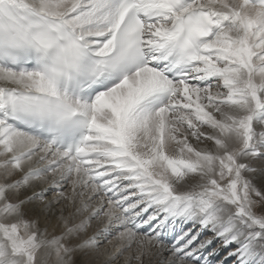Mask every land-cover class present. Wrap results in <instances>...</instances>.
I'll return each instance as SVG.
<instances>
[{"label": "snow or ice", "instance_id": "1", "mask_svg": "<svg viewBox=\"0 0 264 264\" xmlns=\"http://www.w3.org/2000/svg\"><path fill=\"white\" fill-rule=\"evenodd\" d=\"M113 230L264 264V0H0V264H110Z\"/></svg>", "mask_w": 264, "mask_h": 264}, {"label": "bare ground", "instance_id": "2", "mask_svg": "<svg viewBox=\"0 0 264 264\" xmlns=\"http://www.w3.org/2000/svg\"><path fill=\"white\" fill-rule=\"evenodd\" d=\"M193 146L196 147L194 142ZM40 187H45V185H41ZM37 190H39V187L37 188ZM98 224L100 225V227H103L104 221H100ZM115 235V230H113V237L111 238L112 243H105L104 245L107 251L103 259L105 261H110V264H149L150 260L152 261V264H159L160 260L168 258L169 254L165 252L160 257L150 258L142 256L141 259L137 261L135 259V256L137 255L136 246L134 245L132 248H126L125 242L115 239ZM213 246H218V241L214 242ZM223 254L226 255L227 250H222L221 255ZM113 256L115 257V259H112Z\"/></svg>", "mask_w": 264, "mask_h": 264}, {"label": "rangeland", "instance_id": "3", "mask_svg": "<svg viewBox=\"0 0 264 264\" xmlns=\"http://www.w3.org/2000/svg\"><path fill=\"white\" fill-rule=\"evenodd\" d=\"M100 227V225L99 224H95L90 230H89V233H88V235H92V234H94L96 231H97V229ZM225 254V253H224ZM223 254V255H224ZM223 255H221V256H223Z\"/></svg>", "mask_w": 264, "mask_h": 264}]
</instances>
